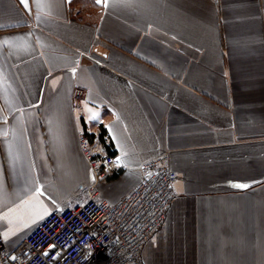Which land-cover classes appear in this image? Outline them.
I'll return each instance as SVG.
<instances>
[{
    "label": "crops",
    "instance_id": "crops-1",
    "mask_svg": "<svg viewBox=\"0 0 264 264\" xmlns=\"http://www.w3.org/2000/svg\"><path fill=\"white\" fill-rule=\"evenodd\" d=\"M25 3L0 0L6 248L80 185L114 203L167 154L174 194L142 264H264V0ZM80 133L113 155L104 179Z\"/></svg>",
    "mask_w": 264,
    "mask_h": 264
},
{
    "label": "built area",
    "instance_id": "built-area-1",
    "mask_svg": "<svg viewBox=\"0 0 264 264\" xmlns=\"http://www.w3.org/2000/svg\"><path fill=\"white\" fill-rule=\"evenodd\" d=\"M79 150L97 180L114 168L113 155L98 151L87 133ZM176 174L167 154L142 165V178L114 203L98 197L95 186L78 187L86 199L54 209L39 221L16 250L0 235V264H142V249L166 218Z\"/></svg>",
    "mask_w": 264,
    "mask_h": 264
},
{
    "label": "trees",
    "instance_id": "trees-1",
    "mask_svg": "<svg viewBox=\"0 0 264 264\" xmlns=\"http://www.w3.org/2000/svg\"><path fill=\"white\" fill-rule=\"evenodd\" d=\"M94 1V0H93ZM97 6V4H95ZM104 130L101 129L100 130V135H99V140H100V143L108 150L111 152L110 150V146H109V143H107L106 139L104 138Z\"/></svg>",
    "mask_w": 264,
    "mask_h": 264
},
{
    "label": "snow or ice",
    "instance_id": "snow-or-ice-1",
    "mask_svg": "<svg viewBox=\"0 0 264 264\" xmlns=\"http://www.w3.org/2000/svg\"><path fill=\"white\" fill-rule=\"evenodd\" d=\"M21 3H25V0H21ZM101 3V0H97V4H100ZM25 6L27 7V4L25 3ZM107 3L105 2L104 3V7H107ZM236 187H240V188H246L248 187L247 185H236Z\"/></svg>",
    "mask_w": 264,
    "mask_h": 264
}]
</instances>
